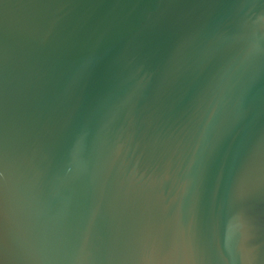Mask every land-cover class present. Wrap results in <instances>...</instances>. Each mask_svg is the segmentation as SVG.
<instances>
[{"label": "water", "instance_id": "1", "mask_svg": "<svg viewBox=\"0 0 264 264\" xmlns=\"http://www.w3.org/2000/svg\"><path fill=\"white\" fill-rule=\"evenodd\" d=\"M0 264H264V0H0Z\"/></svg>", "mask_w": 264, "mask_h": 264}]
</instances>
